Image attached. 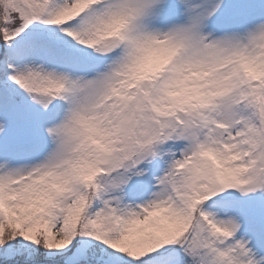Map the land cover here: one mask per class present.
Returning <instances> with one entry per match:
<instances>
[{
    "label": "snow or ice",
    "instance_id": "6c2138e0",
    "mask_svg": "<svg viewBox=\"0 0 264 264\" xmlns=\"http://www.w3.org/2000/svg\"><path fill=\"white\" fill-rule=\"evenodd\" d=\"M0 264H264V0H0Z\"/></svg>",
    "mask_w": 264,
    "mask_h": 264
}]
</instances>
